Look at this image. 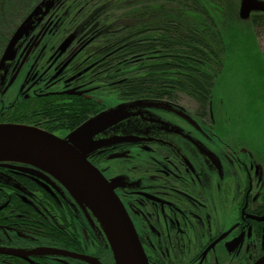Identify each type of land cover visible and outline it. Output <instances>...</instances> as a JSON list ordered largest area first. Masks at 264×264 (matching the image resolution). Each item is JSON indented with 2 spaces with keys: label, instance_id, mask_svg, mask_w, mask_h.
Listing matches in <instances>:
<instances>
[{
  "label": "flooded vegetation",
  "instance_id": "obj_1",
  "mask_svg": "<svg viewBox=\"0 0 264 264\" xmlns=\"http://www.w3.org/2000/svg\"><path fill=\"white\" fill-rule=\"evenodd\" d=\"M65 3L58 1L7 58L20 23L10 32L0 23V124L66 137L73 124L56 123L53 107L75 117L80 103L77 116L88 118L108 108L100 96L115 92L100 80L98 50L88 47L93 40L60 30ZM119 98L133 102L130 116L95 138L130 139L88 159L113 184L149 264H264L258 138L231 130L227 116L219 123L199 111L187 95ZM110 251L98 220L58 179L0 161V264H114Z\"/></svg>",
  "mask_w": 264,
  "mask_h": 264
},
{
  "label": "trees",
  "instance_id": "obj_2",
  "mask_svg": "<svg viewBox=\"0 0 264 264\" xmlns=\"http://www.w3.org/2000/svg\"><path fill=\"white\" fill-rule=\"evenodd\" d=\"M4 1L0 23L10 32L41 0ZM61 1L66 3L60 7V30L93 40L88 47L98 50L99 76L108 90L123 99L187 95L205 113L214 111V90L227 53L234 46L244 48V29L252 27L257 43L264 30V12L252 13L250 25H242L239 0ZM75 107V117L61 105L53 107L52 116H59L55 122H71L75 129L89 119L77 116L80 103Z\"/></svg>",
  "mask_w": 264,
  "mask_h": 264
},
{
  "label": "water",
  "instance_id": "obj_3",
  "mask_svg": "<svg viewBox=\"0 0 264 264\" xmlns=\"http://www.w3.org/2000/svg\"><path fill=\"white\" fill-rule=\"evenodd\" d=\"M58 1L41 0L33 8L17 28L5 58L11 54L15 42L28 34ZM258 12H264L263 0H241V19L249 20L252 13ZM132 103L103 110L64 138L34 125L0 124V161L29 164L58 179L100 223L114 264H149V261L113 184L89 161L88 155L102 147L130 139L114 136L97 140L95 137L128 118Z\"/></svg>",
  "mask_w": 264,
  "mask_h": 264
},
{
  "label": "rangeland",
  "instance_id": "obj_4",
  "mask_svg": "<svg viewBox=\"0 0 264 264\" xmlns=\"http://www.w3.org/2000/svg\"><path fill=\"white\" fill-rule=\"evenodd\" d=\"M63 6L65 4L60 6L61 9ZM242 20L244 27L250 25L249 20ZM244 30L248 32L240 35L244 48L240 51L234 46L235 50L229 51L225 57L224 68L214 90L213 114L219 123L228 117L231 130L252 141L257 137L264 149V30L259 32L258 43L252 27ZM258 97V103H254ZM100 98L107 109L126 103L116 93H102ZM238 117L240 121L236 120Z\"/></svg>",
  "mask_w": 264,
  "mask_h": 264
},
{
  "label": "bare ground",
  "instance_id": "obj_5",
  "mask_svg": "<svg viewBox=\"0 0 264 264\" xmlns=\"http://www.w3.org/2000/svg\"><path fill=\"white\" fill-rule=\"evenodd\" d=\"M108 231V230H107ZM108 234H109V236H110V238H111V234H110V232L108 231Z\"/></svg>",
  "mask_w": 264,
  "mask_h": 264
}]
</instances>
